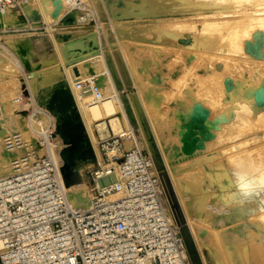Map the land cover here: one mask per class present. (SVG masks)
<instances>
[{
	"label": "rangeland",
	"instance_id": "rangeland-1",
	"mask_svg": "<svg viewBox=\"0 0 264 264\" xmlns=\"http://www.w3.org/2000/svg\"><path fill=\"white\" fill-rule=\"evenodd\" d=\"M18 1L21 0L13 2ZM214 7L221 10L214 11ZM87 8V21L83 25L63 31L56 27L50 33L46 27L39 30L32 26L23 30L0 29V48L5 49H0L3 55L0 54V58L19 65L20 49L27 46L32 68L57 67L58 59L50 35L55 39L60 34L79 37L81 33H95L96 38L101 36L103 42H107L104 44L101 40L103 46L107 44L104 50L114 66L111 72L119 84L117 93L129 103L134 115L130 129L137 131L141 141L145 134H141L137 120L142 118L152 133L149 132L150 141L154 138L153 146H162L163 153L155 148V154L148 153V156L159 177L163 199L179 226L190 262L214 264L211 253L206 249L198 250L186 226L180 199L186 200L189 194L185 193L186 187L179 186L178 190L173 186L174 177L184 179L189 189L195 188L210 178L209 175H215L214 170L234 160L244 158L258 162L254 158L264 157V22H261L264 0H88ZM213 24L219 26L212 27ZM221 39L224 44L219 47ZM48 62L50 65L44 66ZM258 92L261 100L255 96ZM18 94L19 97H13L17 98L15 104L25 112L24 118L29 114L33 116L32 99L24 91L20 90ZM240 104L246 105L247 111L240 110ZM200 106L207 111L203 109L202 114ZM117 113L118 121L126 129L122 114ZM192 114L197 115L196 119ZM238 116L247 118L245 126L241 125ZM33 120L36 122L37 119ZM44 122L46 126L47 121ZM197 122L201 125L196 126ZM113 136L116 135L105 133L102 139ZM183 140L186 141L182 143ZM97 150L105 163V153L98 145ZM95 162L90 159L77 164L72 173L64 175V180L69 185L82 181L88 184L87 173L91 170L88 164L95 165ZM81 168L83 172H80Z\"/></svg>",
	"mask_w": 264,
	"mask_h": 264
},
{
	"label": "bare ground",
	"instance_id": "bare-ground-1",
	"mask_svg": "<svg viewBox=\"0 0 264 264\" xmlns=\"http://www.w3.org/2000/svg\"><path fill=\"white\" fill-rule=\"evenodd\" d=\"M3 1L5 7L3 10H0V29L3 31H7L9 28L23 30L26 26H32L38 29L46 27L51 33V30L55 31L54 28L56 27L61 28L63 31L71 26L78 24L83 25L84 22L87 21L88 0H83V5L78 8L73 7L72 0ZM153 4L155 3L152 2L151 5ZM148 5L150 6V3ZM132 7H134L133 4ZM136 8L138 9V7ZM214 9V11L221 10V8L218 7H214ZM261 15V22H264V12ZM68 18L73 19L71 25H67L66 23ZM217 25L218 24H213L211 26L217 27ZM58 36L59 38L55 39L50 35L52 40L51 43H53L58 59L59 65L57 67L41 68V66H37L32 68L29 65L30 53L27 46L20 49L22 59H19L21 60L19 61V65L12 61H4V59H1L2 57L0 58V75H2V79L0 80V178L8 176L14 171V160L19 156V152H15L9 145L11 136L19 134L26 144L35 143L36 134L29 124L30 117L24 118V115H26L25 112L22 110L21 106L15 104L17 103V98L13 97L14 95L19 97L18 93L20 90L21 92L24 91V93L28 94L30 99H32L33 114L31 115H33V119H37L36 124L38 128L44 130L46 127L44 121L46 120L51 121L53 129L58 131L54 141L51 143V151L59 173H62V167L65 164V149L78 134V124L83 127L86 136L84 143V160L95 159L100 162L101 157L99 156L97 145L100 139L102 140V136H104L105 133H111L120 137L124 150H129L135 146L147 157H149L148 153L155 154L154 149L157 148V145L154 143V145H156L154 147L152 144L154 138L150 141L149 136L151 132L148 131L145 125L146 121L144 122L142 118L137 120L139 127H141V134H145V137L141 141L137 131L134 132L132 128L130 129L134 121V115L132 114L129 103H126L124 98L117 93L119 84L114 81V76L111 72L114 66L108 53L104 50L107 49V44L104 45L106 47L103 46V40L100 38L101 36L98 37L96 35V38L95 33L94 35H85L81 33L79 37L70 34H60ZM104 42L106 41L104 40ZM223 44V40H219V47H222ZM48 64L50 65L49 62L46 64L44 63V66ZM75 69L78 72L77 74L74 73ZM77 83H82V89H77ZM86 88H91L92 91L90 90V93L87 95H82L81 91ZM226 91H230V89ZM255 96L258 97L260 94L257 95L256 93ZM257 97L256 99L259 98ZM242 104H240V110L247 111L246 105L244 106ZM236 105L238 106L239 104ZM117 112L122 114L126 129L125 127L123 128L118 121L116 117V114H118ZM236 112L237 111H235V113ZM242 112L243 111H240V113ZM246 113L245 116H247ZM200 114L199 112L198 115L201 116ZM248 114H250V111ZM235 115L233 117H236ZM193 116L192 117L196 119L197 115L194 114ZM238 117L240 118L242 116ZM200 119L204 120L203 118ZM246 119L240 118L242 122L241 125L243 124L245 126L247 124V122H245ZM195 122L196 121H194V123ZM198 122L196 126H199L198 124L200 123ZM189 124L188 122L186 123V125ZM189 126L185 127L189 128ZM196 129L197 127L195 130ZM144 130H146V132ZM192 130H190V132H192ZM187 133L188 136H190L189 134L191 133ZM187 133H185V135H187ZM200 134H202V132ZM156 135L157 134H155V136ZM164 135L165 134H163V136ZM159 141L160 140H158V142ZM185 141L183 140L182 143ZM191 142L195 141L191 140ZM191 142L189 141L188 143L191 144ZM191 146L189 145V147ZM189 147H187V149H191ZM161 148H159V150ZM157 149L156 151H158V153L162 150L159 151ZM161 152L163 153V150ZM41 153L42 151H39V154ZM158 153H156V155H158ZM164 159H167L166 156ZM254 159L259 161L256 162L249 159L245 161L264 170V163L262 162L264 161V157L261 158L257 156ZM79 163L82 162L78 161L75 165ZM231 165L232 162L228 163L227 166L214 170L215 175H209L210 178L205 179L203 183L190 189L185 186L184 179H179L178 176L172 173L175 175L173 186L175 185L174 187L178 190L179 186L183 189L186 187L185 193L189 194L186 200L180 199L182 202V216L184 215L186 226L190 230L198 250L201 251L206 249L211 253L214 264H264V194H260L243 204L239 203L235 196L236 189L231 177ZM110 166H114L116 170L118 164L113 163ZM92 167L93 163L88 164V168L91 169ZM71 168L72 166L69 169ZM80 172H83L82 168ZM215 185L216 187H214ZM88 188L89 185L85 181L65 186V194L72 207L81 211H88L91 209L92 196ZM98 188L101 189L99 186ZM115 196L116 194L112 195L111 198L113 199ZM164 204L167 209L168 218L174 221V216L168 208L166 200H164Z\"/></svg>",
	"mask_w": 264,
	"mask_h": 264
},
{
	"label": "built area",
	"instance_id": "built-area-1",
	"mask_svg": "<svg viewBox=\"0 0 264 264\" xmlns=\"http://www.w3.org/2000/svg\"><path fill=\"white\" fill-rule=\"evenodd\" d=\"M28 117L35 143L12 135L9 145L19 156L14 171L0 178V264H191L149 157L135 146L124 150L118 136L100 140L105 163L95 160L87 173L92 207L81 211L69 203V183L55 164L52 122L40 130ZM112 175L116 181L99 189L97 182Z\"/></svg>",
	"mask_w": 264,
	"mask_h": 264
},
{
	"label": "clouds",
	"instance_id": "clouds-1",
	"mask_svg": "<svg viewBox=\"0 0 264 264\" xmlns=\"http://www.w3.org/2000/svg\"><path fill=\"white\" fill-rule=\"evenodd\" d=\"M231 168L235 196L239 203L243 204L264 194V170L243 159L234 160Z\"/></svg>",
	"mask_w": 264,
	"mask_h": 264
},
{
	"label": "water",
	"instance_id": "water-1",
	"mask_svg": "<svg viewBox=\"0 0 264 264\" xmlns=\"http://www.w3.org/2000/svg\"><path fill=\"white\" fill-rule=\"evenodd\" d=\"M67 25H71L73 23V19L68 18L66 20ZM74 73L77 74V70H74ZM82 95H87L90 93V89L86 88L84 90L81 91ZM77 130H78V134L76 136V138L74 140H72L67 148L65 149V154H64V166L62 167V175L68 174L70 172L74 171V167L76 166V162L81 161V162H85L87 160L85 159V154H84V143L86 140V136H85V131L83 129L82 126H80L79 124L77 125ZM58 131L56 130V133ZM72 166L71 169H69ZM116 181L115 176L112 175L108 178H104L100 181L97 182L98 186L100 188H103L105 186L110 185L111 183H114Z\"/></svg>",
	"mask_w": 264,
	"mask_h": 264
},
{
	"label": "flooded vegetation",
	"instance_id": "flooded-vegetation-1",
	"mask_svg": "<svg viewBox=\"0 0 264 264\" xmlns=\"http://www.w3.org/2000/svg\"><path fill=\"white\" fill-rule=\"evenodd\" d=\"M70 173H72V172H70Z\"/></svg>",
	"mask_w": 264,
	"mask_h": 264
}]
</instances>
